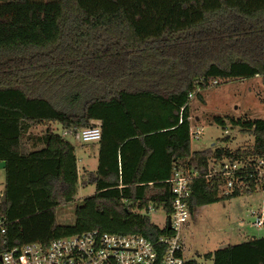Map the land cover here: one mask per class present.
Segmentation results:
<instances>
[{"label": "trees", "instance_id": "trees-1", "mask_svg": "<svg viewBox=\"0 0 264 264\" xmlns=\"http://www.w3.org/2000/svg\"><path fill=\"white\" fill-rule=\"evenodd\" d=\"M255 77L264 85V0H0V216L8 221L0 255L94 228L153 240L168 234L149 211L172 213L176 171L207 175L240 161L254 172L264 157V118L240 120L253 146L191 148L192 97L203 99L212 82ZM56 123L64 131L101 128L100 140L89 142L99 147L96 170L79 174L75 146L53 131ZM41 125L43 133L32 132ZM250 180L229 197L220 174L195 179L191 214L255 192ZM88 185L95 192L77 206L75 222L59 223L56 209ZM205 256L264 264V236Z\"/></svg>", "mask_w": 264, "mask_h": 264}, {"label": "rangeland", "instance_id": "rangeland-1", "mask_svg": "<svg viewBox=\"0 0 264 264\" xmlns=\"http://www.w3.org/2000/svg\"><path fill=\"white\" fill-rule=\"evenodd\" d=\"M203 99L192 97V115L194 130H202L199 138L191 143L192 150H203L220 144L232 149L253 146L255 138L241 130L242 121L264 118V85L259 77L252 79H234L212 82L202 91ZM215 115L221 116L226 122H215ZM239 121V124L235 122ZM253 121V120H252ZM249 122V121H247ZM53 131L63 134V126L52 124ZM46 125L32 130L33 133H43ZM229 136L230 142L222 143L220 139ZM76 149L79 174L87 170H96L98 167V144L82 142L72 135H66ZM94 146V149H93ZM6 171L0 168V194L5 193ZM95 192L94 185L81 187L78 195L72 202L60 205L56 209L57 220L61 224L72 225L75 222V210L81 205L83 198ZM264 197V192L252 195L243 194L239 197L219 201L197 208L184 227L186 239L185 257L197 259L199 264H214L213 258L205 254L210 251L248 240L251 236H264V227L253 225L251 211L257 207ZM151 219L160 227H164L167 219L163 208L152 209L149 212Z\"/></svg>", "mask_w": 264, "mask_h": 264}, {"label": "built area", "instance_id": "built-area-1", "mask_svg": "<svg viewBox=\"0 0 264 264\" xmlns=\"http://www.w3.org/2000/svg\"><path fill=\"white\" fill-rule=\"evenodd\" d=\"M201 132L194 130L192 125L191 143ZM63 134H75L77 139L89 143L100 140L102 132L100 127H92L81 131L73 128ZM215 174L225 179L223 193L226 196L233 197L236 190L249 189L251 178H255L258 189L246 195L264 192V157L259 159L254 172L240 161L219 163L207 175L178 170L169 180L174 202L171 227L168 229V219L164 226L170 231L168 234L153 240L139 233H111L94 228L56 238L48 245L30 242L11 246L2 252L0 260L2 264H185L182 232L191 217L188 200L192 194V182L201 176L209 178ZM251 214L253 225L264 227V197ZM7 224L8 221L0 216V237L5 234Z\"/></svg>", "mask_w": 264, "mask_h": 264}, {"label": "water", "instance_id": "water-1", "mask_svg": "<svg viewBox=\"0 0 264 264\" xmlns=\"http://www.w3.org/2000/svg\"><path fill=\"white\" fill-rule=\"evenodd\" d=\"M6 167V162L5 161H2L0 162V168H5ZM0 199L1 201H4L6 199V194L3 193V194H0ZM171 227V216L169 215L168 216V229H170Z\"/></svg>", "mask_w": 264, "mask_h": 264}, {"label": "crops", "instance_id": "crops-1", "mask_svg": "<svg viewBox=\"0 0 264 264\" xmlns=\"http://www.w3.org/2000/svg\"><path fill=\"white\" fill-rule=\"evenodd\" d=\"M192 148V147H191ZM93 149H94V146H93ZM195 213V212H194ZM193 214H191V216H192ZM167 219H168V216H167ZM167 219H166V221H167ZM185 227V226H184ZM183 230H184V228H183ZM182 237H183V244H184V250H185V245H186V239H185V234H184V231L182 232ZM231 244V243H230ZM185 252V251H184ZM184 255H185V253H184ZM187 259V258H186Z\"/></svg>", "mask_w": 264, "mask_h": 264}]
</instances>
